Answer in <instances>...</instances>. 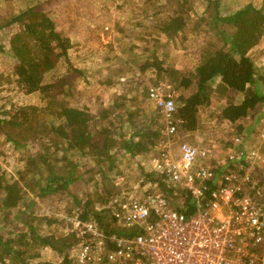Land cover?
I'll return each mask as SVG.
<instances>
[{
    "label": "rangeland",
    "instance_id": "rangeland-1",
    "mask_svg": "<svg viewBox=\"0 0 264 264\" xmlns=\"http://www.w3.org/2000/svg\"><path fill=\"white\" fill-rule=\"evenodd\" d=\"M217 2L221 15L245 4H251L260 8L264 16V0ZM32 3H40L34 6L33 10L47 8L53 12L52 17L57 22V27H60V34L68 37L71 43V47L67 49L70 69L66 71L64 60H61L57 68L44 71L42 82L53 84L49 93H54L55 99L70 106L84 108L94 116L96 119L89 120L93 131L102 126L114 129L115 139L127 137L134 129L143 125L152 128L160 126L154 107L145 99V87L148 82L166 78L167 74L162 71H157L155 76L142 73L139 65L145 58L154 57L161 62L163 68L176 67L184 73L191 72L202 55L211 54L218 48H228L231 39L224 42L223 36L244 32L238 23L228 25L219 21L211 22L213 4L207 0H30V4ZM18 6L17 0H0V20L5 21L16 14L14 12L19 9ZM83 13L87 14L82 15ZM175 13L184 18L183 27L172 38H168L161 33L160 25ZM248 15L244 21H259L252 12ZM33 17L29 13L22 17V21L28 22ZM89 19H94V22ZM238 22L243 23V20ZM105 25L111 28V32L103 29ZM18 28L19 25L11 32H7L5 28L0 29V105L4 109H1L3 113L0 115L10 116L19 108L25 111V119L19 126L5 125L0 130V175L5 179L15 178L24 194L32 199V203L28 207L25 203H18L14 208L0 209V235L22 231L27 223H32L40 229V234L58 236L65 232L68 222L57 213L63 211L80 216L82 208L76 204L79 199L81 202L88 199L91 202L89 206L95 207L96 210L103 209L107 202H103L102 198L108 194L107 188H102L104 185L116 188L112 196L122 192H140L148 187L149 180L143 174L150 168L147 163L148 153L129 157L118 151L113 157L115 166L105 172L106 178H101L96 172L97 166H94L96 154L81 155L68 152L70 159L78 163L77 173H81V180L77 178L70 186V194H75L76 203L69 194L63 197H59L57 192L35 195L33 178L39 176L40 172L35 168L34 172H30L31 166L25 158L33 156L39 144L52 134L49 135L45 129V124L49 125L50 116L39 111L45 108L46 96L38 91L25 93L17 86L12 75L15 60L9 52L7 40ZM245 54L264 73V41L261 38L255 41L246 48ZM112 55L114 56L111 57ZM49 57L52 59L53 53ZM110 65L114 66L109 68ZM116 68L119 75L110 72ZM135 71L141 74L140 78L135 76ZM110 77L113 78L112 81L117 79L115 83L107 82ZM217 81L215 78L210 82L215 92L211 94L209 102L199 108V125L196 129L188 131L187 139L196 145L213 146L215 151L220 153V148H224L225 141L234 133L248 135L251 144L255 143L257 136L264 137V113L258 115L252 111L228 127L227 124H219L212 119H217L216 110L220 109L221 105L239 100V96L231 92L220 93L216 88ZM263 108L264 105L259 109ZM18 120L17 116L16 121ZM56 137L63 140L58 135ZM13 142L18 143L19 147H15ZM260 147L264 151V141ZM176 152L175 147V154ZM261 170L264 185V167ZM89 215L93 217L92 214ZM36 253L38 257H30ZM22 256L29 264L62 263L59 254L36 245Z\"/></svg>",
    "mask_w": 264,
    "mask_h": 264
},
{
    "label": "trees",
    "instance_id": "trees-1",
    "mask_svg": "<svg viewBox=\"0 0 264 264\" xmlns=\"http://www.w3.org/2000/svg\"><path fill=\"white\" fill-rule=\"evenodd\" d=\"M17 2L19 5L17 8L19 9L14 12L16 14L5 21L0 20V29L5 28L7 32H11L19 25V28L14 30V33L7 40L9 52L15 60L12 75L17 82V86L25 93L38 91L46 96L45 108H41L39 111L50 116L49 125L45 124V129L49 135L52 134L46 141L39 144L38 150L33 156L25 158V161L31 166L29 168L31 169L30 172H34L33 168L38 169L40 172V175L36 178L31 177L35 179L36 187L34 190H36V193L34 192V194L41 196L57 192L59 197L69 194L76 203L75 194H70V186L77 178L81 180V173H77L78 163L70 159L68 152L69 154L77 152L81 155L96 154L97 158L94 165L97 166L96 172L101 178H106L107 173L105 172L110 171L115 166L113 157L118 151H122L129 157L148 152L159 138L160 126L152 128L143 125L134 129L127 137L115 139L114 129L110 126H102L95 131L90 128L89 120L96 118L91 116L86 109L70 106L62 100L55 99L54 93H49V89L53 84L42 82L43 73L55 67L57 68L61 60H64L63 65L66 71L70 69L67 49L71 47V43L68 37L60 34V27H57L58 24L52 17V11L47 8L40 11L33 10L34 6L40 3L30 4V0H17ZM207 2L213 4L211 22L219 21L228 25L238 23L241 24V28L244 30L241 34L235 32L222 37L224 42L231 39L226 50L218 48L211 54L202 55L193 70L186 73L179 71L176 67L163 68L161 62L154 57L145 58L139 65L140 71L149 73L150 76H155L161 71L166 72L167 77L161 78V80H166L178 88L179 95L175 99V115L181 120V127L189 131L196 129L199 125L197 112L201 106L209 102L211 94L213 91L215 92L210 85V82L215 78L218 80L216 88L220 90V93L231 92L239 96L238 101L225 103L220 106V109L216 110L217 119L212 117L216 123H228L229 126H233L232 124L243 119L252 111L258 115L264 113V108L259 109L264 105V73L245 54L246 48L253 45L255 41L260 38L264 41V16L260 8L245 4L239 9L221 15L218 11L217 0H207ZM250 12L259 20L257 23L253 19L244 21ZM29 13L30 16H34L33 19L28 22L22 21V17ZM86 14L83 13L82 15ZM89 20L94 22V19ZM239 20H243V23L238 22ZM183 23L184 18L175 13L161 23L160 31L168 38H172L183 27ZM52 53L53 57L51 59L49 55L51 56ZM113 66L110 65L109 68ZM262 69L264 70V68ZM117 70L118 68L112 69L110 72L119 75L120 73ZM112 79V77L108 78L107 82L113 84L117 80L112 81ZM62 81L60 80V82ZM1 109L4 110L0 105V114L3 113ZM104 112L106 113V111H102V113ZM155 115L158 116V120L159 115L156 110ZM17 116L19 117L18 121H16ZM104 118L105 116H103ZM24 119L25 111L19 108L10 116L0 115V130L5 125L19 126ZM107 121L108 119L105 122ZM56 135L63 140H58ZM242 137H245L248 144L250 143L251 139L250 137L247 138L248 135L245 134ZM6 139L10 140L8 137ZM263 141L264 137L259 138L257 136L255 143L250 144L255 147L261 146ZM13 144L15 147H19L18 143L13 142ZM260 146L259 149L264 153ZM103 163H105L104 166ZM18 172L21 173V171ZM85 172H88V170H85ZM143 174L148 180H154L156 176L152 171H145ZM31 175L34 174L31 173ZM160 177L158 176V180H154L157 182L156 186L166 192V196L172 199L176 209L181 210L183 203L177 197H172V188L162 182ZM102 188H107L108 194L102 200L108 203L116 188L105 185ZM25 200L29 201L25 202ZM18 203H25V206L28 207L32 203V199L24 194L21 185L15 178L5 179L0 175V209L14 208ZM90 203L88 199L82 202L81 199L78 200L76 204L82 208L79 217L86 218L90 216L89 214H92L93 219L99 225L107 224L110 219L108 220L109 210L106 205L103 206V209L96 210L95 207L89 206ZM25 226L22 231L13 234L7 232L6 235H0V264H29L22 255L34 245L41 247V249L49 248L59 254L61 264H73L68 255L69 247L75 243L72 234L43 235L40 234V229L36 225L27 223ZM133 232L134 230L127 232L124 229H114V233L119 235ZM19 246L23 248L19 249ZM30 257H38V253L30 255Z\"/></svg>",
    "mask_w": 264,
    "mask_h": 264
},
{
    "label": "built area",
    "instance_id": "built-area-1",
    "mask_svg": "<svg viewBox=\"0 0 264 264\" xmlns=\"http://www.w3.org/2000/svg\"><path fill=\"white\" fill-rule=\"evenodd\" d=\"M178 95L166 80L145 87L160 121L159 138L147 152L149 171L172 188L181 210L149 180L140 192L111 197L105 225L60 211L68 222L61 235L75 238L68 249L73 264H264V153L236 133L220 153L187 141L175 115Z\"/></svg>",
    "mask_w": 264,
    "mask_h": 264
},
{
    "label": "crops",
    "instance_id": "crops-1",
    "mask_svg": "<svg viewBox=\"0 0 264 264\" xmlns=\"http://www.w3.org/2000/svg\"><path fill=\"white\" fill-rule=\"evenodd\" d=\"M178 89V88H177ZM209 100H210V98H209ZM186 131V135H185V137L187 138V136H189V130H185ZM185 133V132H184ZM187 141H190V142H192L189 138L187 139Z\"/></svg>",
    "mask_w": 264,
    "mask_h": 264
}]
</instances>
